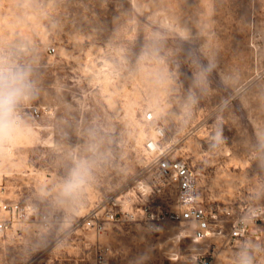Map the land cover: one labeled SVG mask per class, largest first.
I'll list each match as a JSON object with an SVG mask.
<instances>
[{
  "label": "rangeland",
  "instance_id": "1",
  "mask_svg": "<svg viewBox=\"0 0 264 264\" xmlns=\"http://www.w3.org/2000/svg\"><path fill=\"white\" fill-rule=\"evenodd\" d=\"M0 66L31 84L0 135V194L37 207L0 234V264H90L98 245L106 264L209 248L218 264H264V0H0ZM149 110L200 173L207 239L169 217Z\"/></svg>",
  "mask_w": 264,
  "mask_h": 264
},
{
  "label": "built area",
  "instance_id": "2",
  "mask_svg": "<svg viewBox=\"0 0 264 264\" xmlns=\"http://www.w3.org/2000/svg\"><path fill=\"white\" fill-rule=\"evenodd\" d=\"M54 50V48H50ZM0 70H6L0 66ZM33 115H40L39 109H34ZM146 122L155 123L153 135L145 141V151L152 157V163L160 177L174 185L176 192V208L169 212V217L185 224L188 235L197 240L207 239L218 229L214 211L206 206L198 188L199 171L184 158L175 157L173 148L166 144V128L156 122L153 111L144 113ZM37 207L24 206L19 201H11L0 194V234H4L14 226L16 218L20 219L29 213H36ZM116 214L109 212L107 218L113 220ZM98 220L91 223L98 225ZM43 223L48 224L47 216L42 217ZM103 227V226H102ZM101 228V226L99 227ZM246 224L242 219H237L231 225V236L242 238L245 236ZM110 249L106 245H98L96 253L90 264H106ZM215 249L209 248L205 254L196 257L195 261L188 264H218Z\"/></svg>",
  "mask_w": 264,
  "mask_h": 264
},
{
  "label": "clouds",
  "instance_id": "3",
  "mask_svg": "<svg viewBox=\"0 0 264 264\" xmlns=\"http://www.w3.org/2000/svg\"><path fill=\"white\" fill-rule=\"evenodd\" d=\"M30 89L22 70H0V135L12 131L17 103Z\"/></svg>",
  "mask_w": 264,
  "mask_h": 264
},
{
  "label": "bare ground",
  "instance_id": "4",
  "mask_svg": "<svg viewBox=\"0 0 264 264\" xmlns=\"http://www.w3.org/2000/svg\"><path fill=\"white\" fill-rule=\"evenodd\" d=\"M6 70H8V69L6 68ZM197 241H199V240H197Z\"/></svg>",
  "mask_w": 264,
  "mask_h": 264
}]
</instances>
